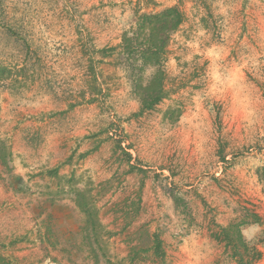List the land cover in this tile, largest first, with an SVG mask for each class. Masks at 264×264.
<instances>
[{"label":"rangeland","instance_id":"obj_1","mask_svg":"<svg viewBox=\"0 0 264 264\" xmlns=\"http://www.w3.org/2000/svg\"><path fill=\"white\" fill-rule=\"evenodd\" d=\"M171 7L137 115L156 68L120 46ZM0 67L10 264H160L153 235L167 264H264V0H0Z\"/></svg>","mask_w":264,"mask_h":264},{"label":"trees","instance_id":"obj_2","mask_svg":"<svg viewBox=\"0 0 264 264\" xmlns=\"http://www.w3.org/2000/svg\"><path fill=\"white\" fill-rule=\"evenodd\" d=\"M182 13L178 11L176 7H171L163 10L157 15L143 14L137 18L136 30L132 33L131 37H124L122 46L120 49L124 55L129 57V60L139 65V70L142 71L144 67L156 68L155 73L142 85L140 79L137 78L135 85L137 89L141 91L138 98L140 103V110L137 115H141L144 112L151 111L156 105H158L166 96L164 82V70L165 63L164 57V45L166 36L163 31L175 30L182 23ZM107 50H101L99 53H103ZM109 51H115V48H110ZM4 68L0 67V80L4 79ZM0 145H2L0 143ZM1 147V146H0ZM127 161L131 159L129 154H125ZM81 197V195L78 196ZM86 213H90L87 204L80 205ZM91 217V213H90ZM243 224L232 225L229 228L221 229L220 236L214 235L213 238L216 241H222V239L230 240L233 236H236L239 241L241 240L239 227ZM152 256L160 261V264H167L165 258V252L162 249V241L157 235L152 236V246L150 248ZM236 254V252H235ZM259 256H256V259ZM0 264H10L5 258L0 256ZM243 264V263H240Z\"/></svg>","mask_w":264,"mask_h":264}]
</instances>
